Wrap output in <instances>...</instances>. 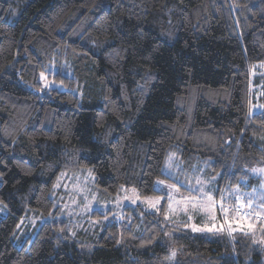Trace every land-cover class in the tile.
I'll return each mask as SVG.
<instances>
[{
	"label": "trees",
	"instance_id": "trees-1",
	"mask_svg": "<svg viewBox=\"0 0 264 264\" xmlns=\"http://www.w3.org/2000/svg\"><path fill=\"white\" fill-rule=\"evenodd\" d=\"M257 84L264 105V0H0V264H264L253 233H192L165 207H126L81 247L56 191L91 170L107 194L157 195L177 156L208 161L235 214L262 184ZM30 212L46 219L16 244Z\"/></svg>",
	"mask_w": 264,
	"mask_h": 264
},
{
	"label": "rangeland",
	"instance_id": "rangeland-1",
	"mask_svg": "<svg viewBox=\"0 0 264 264\" xmlns=\"http://www.w3.org/2000/svg\"><path fill=\"white\" fill-rule=\"evenodd\" d=\"M41 81L44 85L49 82L45 74L41 75ZM261 94L260 85H254L251 96L252 113L263 110ZM167 169L169 170L166 172L172 179L158 178L155 181V189L161 193L151 196L140 195L135 189H122L115 195L107 194L95 187L91 170L76 175L63 174L56 187V191H59L58 198L64 201L62 204L65 205L60 207L61 216L73 220L76 226L70 230L68 240L82 243L79 245L81 247L88 246L109 221L126 218L124 216L127 212L126 207L140 205L144 210L152 212L165 207V219L171 226L197 234L225 233V227L233 234L234 229L230 223H234L240 230H247L256 235L255 242L264 245V208L261 207L264 205V172L254 171L264 169V165L253 170L262 177V184L257 191L241 192L235 189L246 197L244 203L240 202V208L242 210L252 208L246 216L240 214L238 210L235 211L236 215L230 216L229 211L225 213L221 209L219 205L222 203V190L216 198L219 174L212 173L208 161H196L188 167L185 160L173 156ZM1 179L0 175V183ZM158 181L164 183L160 184ZM169 185H175V188L168 187ZM209 195L212 197L211 201L207 199ZM249 204L250 207L244 206ZM3 206L0 202V208ZM45 219L38 212H30L23 216L15 232L14 242L20 244L30 241ZM249 224L253 227L249 228Z\"/></svg>",
	"mask_w": 264,
	"mask_h": 264
},
{
	"label": "snow or ice",
	"instance_id": "snow-or-ice-1",
	"mask_svg": "<svg viewBox=\"0 0 264 264\" xmlns=\"http://www.w3.org/2000/svg\"><path fill=\"white\" fill-rule=\"evenodd\" d=\"M169 159H171V157H170ZM254 171L264 172V169H258V170H254ZM158 183L163 184L164 182H163V181H158ZM168 187L175 188V185H169ZM177 190H178V189H177ZM207 199H208L209 201H211V200H212V197L209 195V196L207 197ZM221 199H223V198H221ZM238 199H239V198H238ZM219 206L221 207V209H222L225 213H227L228 210H227L226 208H224V206H223L222 203H221ZM244 206H245V207H250V204H249V205H244ZM261 207L264 208V205H262ZM248 227H249V228H252L253 225H252V224H249ZM194 230H195V231H201V229H194ZM209 231H211V229H209ZM172 256H175V251H173Z\"/></svg>",
	"mask_w": 264,
	"mask_h": 264
},
{
	"label": "built area",
	"instance_id": "built-area-1",
	"mask_svg": "<svg viewBox=\"0 0 264 264\" xmlns=\"http://www.w3.org/2000/svg\"><path fill=\"white\" fill-rule=\"evenodd\" d=\"M240 200H243V199H240ZM238 211L243 216H246L250 212V210H247V209L246 210H242L241 208H239Z\"/></svg>",
	"mask_w": 264,
	"mask_h": 264
},
{
	"label": "crops",
	"instance_id": "crops-1",
	"mask_svg": "<svg viewBox=\"0 0 264 264\" xmlns=\"http://www.w3.org/2000/svg\"><path fill=\"white\" fill-rule=\"evenodd\" d=\"M229 215H230V216H234L235 214H234V212H232V210H230V211H229Z\"/></svg>",
	"mask_w": 264,
	"mask_h": 264
}]
</instances>
